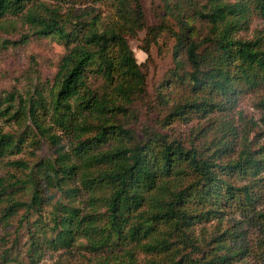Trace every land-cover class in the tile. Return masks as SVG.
<instances>
[{"label":"trees","instance_id":"16d2710c","mask_svg":"<svg viewBox=\"0 0 264 264\" xmlns=\"http://www.w3.org/2000/svg\"><path fill=\"white\" fill-rule=\"evenodd\" d=\"M206 2L195 8V17L210 24L199 39L179 2L162 0L180 31L175 67L151 97L130 46L146 31L149 54L160 31L149 24L143 0H0V33L11 17L28 29L17 41L0 37V50L50 37L65 50L48 94L0 96V120L14 125L6 131L0 123V220L9 238L1 260L39 264L47 251L77 246L91 255L109 251L98 264H190L186 248L200 252L191 230L226 211L264 232V211L257 212L264 203V144L251 128L238 145V139L221 142L210 153L148 125L138 136L130 124L141 118L139 102H154L165 114L160 127L230 116L240 99L264 87V30L244 36L255 18L264 20V0ZM259 107L264 126V100ZM57 133L70 140V150L59 148L53 161L37 160L36 152L28 161L14 159L29 146H59ZM5 165L17 173L1 174ZM244 235L230 229L218 235L212 241L218 253L201 264L253 257L252 249L236 244ZM258 247L264 250V235ZM139 252L159 261H139Z\"/></svg>","mask_w":264,"mask_h":264},{"label":"rangeland","instance_id":"374dc122","mask_svg":"<svg viewBox=\"0 0 264 264\" xmlns=\"http://www.w3.org/2000/svg\"><path fill=\"white\" fill-rule=\"evenodd\" d=\"M178 4L180 13L184 14L186 21H189L194 26L199 39H203L209 32L210 24L206 21L198 20L195 17V8L202 9L207 5L206 0H174ZM198 3V7L195 3ZM190 5V6H189ZM145 14L150 25L160 26L159 33L156 35L155 41L149 47V54L145 53L144 47L146 31L139 33L137 39L130 40V46L135 53L136 59L142 65V70L147 75V90L149 95L153 97L156 93V88L167 75L170 69L175 67L174 64V49L176 39L174 33H179L180 25L166 10L162 0H143ZM190 7V8H189ZM15 19V20H12ZM19 18H8L5 21L6 30L0 33L2 39L17 41L22 35L27 32V28L18 22ZM9 21H16V28H11ZM264 30V20L255 18L251 24V30L244 33L246 38H251L253 34ZM251 32V33H250ZM193 36V33H190ZM204 49V48H203ZM201 49L199 53L203 54ZM64 47L61 46L53 37L31 40L29 44L10 47L9 49L0 50V96L6 98L10 93H16L24 99L39 92L48 94L53 84L54 77L57 73L58 63L61 56L64 54ZM184 89L179 93L183 94ZM264 100V87L257 92L246 95L240 99L237 109L230 116L211 115L206 119L195 118L189 123H174L172 125L161 126L158 123L165 114L160 115V112L154 108V102L149 107L144 102H139L136 105L140 112V120L131 122L132 129L138 136L143 135L142 130L145 126L155 127L160 129L163 134L169 135L171 138L182 141L187 148L195 146L200 150H206L212 153L216 146L223 143H239L244 132L251 128L252 136L259 142V145L264 144V126L260 122L262 111L259 107L261 101ZM19 101V100H18ZM6 131L14 128V125L6 124L4 120H0ZM205 129L207 132L203 135L200 130ZM61 144L59 146L45 142L43 148L37 147L27 148L24 154L14 157V159L31 160L32 152L38 155L37 160L53 161L57 157V151L63 147L66 151L70 150L69 139L61 134ZM236 149V148H235ZM206 151V152H207ZM237 151V149H236ZM209 152L207 154H209ZM13 159V160H14ZM224 161L226 159H223ZM17 173V170L9 166H3L1 174ZM20 173V172H18ZM51 190L50 192H53ZM55 193V192H53ZM47 195V193H46ZM60 193H57L53 198L52 204L45 209V216L50 214L54 203L60 199ZM46 202V201H45ZM1 207V205H0ZM264 211V203L258 207L257 212ZM219 218L212 219L209 222L197 224L191 231V237L194 243L199 247L200 252L193 248H186V252H192L193 262L190 264H201L202 261H210L214 249L218 248L216 242H212L218 235L230 229L232 232H243L245 235L242 241L236 243L238 246L243 245L248 249H252V256L248 257L241 263L236 264H264V250L259 249L258 244L261 242L264 232L254 224L246 222L241 215L236 212H224L218 214ZM9 238L5 236L4 226L0 220V252L5 245L9 244ZM79 241V244L83 243ZM229 241L225 242V246L232 245ZM181 250L185 249V244L177 245ZM237 246V247H238ZM109 251H104L101 255H91L88 251L81 247L75 246L71 250H60L57 252L47 251L43 260L39 264H98L103 256L109 255ZM183 253V252H182ZM120 255H124L123 251H119ZM175 254V253H174ZM167 259L173 257V252L165 255ZM139 261L148 262L153 259L159 261V258L139 252L137 255ZM0 264H7L0 259ZM13 264V263H8Z\"/></svg>","mask_w":264,"mask_h":264}]
</instances>
